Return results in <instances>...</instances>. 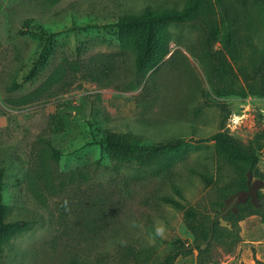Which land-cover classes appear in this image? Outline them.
I'll return each mask as SVG.
<instances>
[{"label":"rangeland","instance_id":"374dc122","mask_svg":"<svg viewBox=\"0 0 264 264\" xmlns=\"http://www.w3.org/2000/svg\"><path fill=\"white\" fill-rule=\"evenodd\" d=\"M190 1L0 0L3 197L9 220L35 221L10 237L1 264H165L177 239L198 244L170 264H198L196 247L208 245L164 196L205 223L231 224L211 241L208 264H264V209L240 221L217 213L246 189L248 174L264 181V2L204 0L192 20L161 31L158 64L145 74L113 25L148 6L180 10ZM215 24L232 32L226 53L237 74L236 93L215 98L223 107L202 94ZM99 56L113 60L109 76L97 70ZM106 130L186 143L148 163L118 161L93 142ZM222 131L259 147L256 168L219 152L211 137Z\"/></svg>","mask_w":264,"mask_h":264},{"label":"trees","instance_id":"16d2710c","mask_svg":"<svg viewBox=\"0 0 264 264\" xmlns=\"http://www.w3.org/2000/svg\"><path fill=\"white\" fill-rule=\"evenodd\" d=\"M262 1L264 2V0ZM202 2L204 0H191L180 10H156L148 6L140 13H128L118 17L113 25L117 28L120 42L123 45H129L136 51L135 68L138 74H145L154 69L158 64L160 58L159 35L161 31L170 23H183L192 20L199 13ZM25 27L28 30V23H25ZM19 32L24 33L26 30L21 29ZM218 42H221V47L214 48ZM232 46L233 35L230 29L226 25H213L211 32L205 40V47H203L202 53L203 58L210 66L209 88L202 90L206 104L215 102L217 105L223 107V104L216 101L215 98L228 97L237 91V74L226 53V50ZM95 62L97 70H99L102 77L109 76L114 69L113 60H106L103 56L95 58ZM34 69L35 67L31 69L30 74L34 72ZM29 76L27 75L25 79ZM96 77L98 76L93 75L92 78ZM102 85L104 86L105 84ZM20 86V83H15L10 89L19 88ZM211 139L215 140L217 149L227 159L244 160L249 162L251 168H256L259 161L257 152L259 147L253 142H240V140L226 131L215 133ZM93 142L104 146L112 157L118 161L134 160L139 163H148L160 153L180 148L186 143V140L184 138H173L149 142L143 136L134 132L106 130L101 139H93ZM3 172V168L0 167V264L4 246L10 237L27 229L35 222L33 218L20 217L8 219V207L3 197ZM172 187L179 197H183L182 190L177 184L173 183ZM247 189L248 182H246L245 190ZM163 201L183 210L186 224L193 233L195 240H199L200 244L207 243L208 247L206 248H202L201 245L196 247L199 251L198 264L212 262L213 259L210 253L211 241H219L220 230L232 233L233 229L223 228L220 224V219L218 222H214L213 225L211 224L212 220L210 223H205L201 220L198 211L193 206L186 205L172 196H164ZM250 202L249 198L244 202L236 201L231 203L227 201L225 204H222L221 211L227 210L225 214H230L236 221H240L249 215L256 214L260 209H264V206L256 207ZM209 238H211L210 241H208ZM192 247L183 240L177 239L174 249L170 251V260H167L165 264H170V261L172 262L180 254L191 252L193 249L190 251L186 249Z\"/></svg>","mask_w":264,"mask_h":264},{"label":"water","instance_id":"95a60500","mask_svg":"<svg viewBox=\"0 0 264 264\" xmlns=\"http://www.w3.org/2000/svg\"><path fill=\"white\" fill-rule=\"evenodd\" d=\"M252 175L248 174V189L247 190H242L234 193L227 201H230L231 203H234L236 201H242L244 202L248 198L251 200L250 203H252L256 207H262L264 206V194L260 195L259 194V189L263 187L264 181L261 179H256L253 182L252 180ZM227 210L219 211L217 210V213L219 216L224 215ZM214 220H212L211 224L213 225ZM220 224L221 226H228L231 227V224H229L225 219L220 217ZM211 238H209L210 240ZM208 240V241H209ZM198 243L190 245V247L196 245Z\"/></svg>","mask_w":264,"mask_h":264}]
</instances>
